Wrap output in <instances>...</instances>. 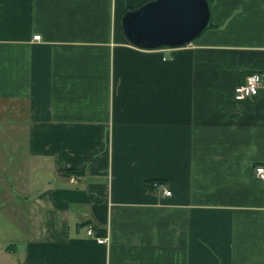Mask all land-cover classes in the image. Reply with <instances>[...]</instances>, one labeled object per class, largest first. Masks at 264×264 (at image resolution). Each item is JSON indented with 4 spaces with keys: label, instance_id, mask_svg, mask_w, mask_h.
<instances>
[{
    "label": "crops",
    "instance_id": "0c3cea01",
    "mask_svg": "<svg viewBox=\"0 0 264 264\" xmlns=\"http://www.w3.org/2000/svg\"><path fill=\"white\" fill-rule=\"evenodd\" d=\"M146 1L0 0V120L39 166L5 195L22 264H264V0H209L208 30L155 49L121 28Z\"/></svg>",
    "mask_w": 264,
    "mask_h": 264
},
{
    "label": "water",
    "instance_id": "95a60500",
    "mask_svg": "<svg viewBox=\"0 0 264 264\" xmlns=\"http://www.w3.org/2000/svg\"><path fill=\"white\" fill-rule=\"evenodd\" d=\"M210 27L209 0H149L121 17L124 36L144 49L181 47Z\"/></svg>",
    "mask_w": 264,
    "mask_h": 264
},
{
    "label": "rangeland",
    "instance_id": "374dc122",
    "mask_svg": "<svg viewBox=\"0 0 264 264\" xmlns=\"http://www.w3.org/2000/svg\"><path fill=\"white\" fill-rule=\"evenodd\" d=\"M18 124H20L18 121L10 117L0 120V249L15 243L18 249V253L12 257H5V261H8L5 264H20V261L22 264L23 250L20 245L23 243V239L31 235L15 224V220L19 221L20 217L16 212H12L11 205L6 203L5 195L9 194L11 188L9 176L12 177L17 171H25L23 167L26 166L28 171L33 174L30 177L33 176L34 179L39 177V166L37 162L27 156L25 138ZM43 177L44 174L40 176V178ZM15 187L18 192H22L19 185L16 184ZM15 193L16 191H14ZM1 250L0 253L3 252Z\"/></svg>",
    "mask_w": 264,
    "mask_h": 264
},
{
    "label": "built area",
    "instance_id": "2783aa9c",
    "mask_svg": "<svg viewBox=\"0 0 264 264\" xmlns=\"http://www.w3.org/2000/svg\"><path fill=\"white\" fill-rule=\"evenodd\" d=\"M33 39L39 40V35H34ZM261 74L257 72L250 73L246 78L245 81L234 89V98L236 100H242L247 97L254 96L257 94L260 86H261ZM254 175L261 180H264V164L256 165L254 167ZM153 187L156 190L162 191L164 194L169 195L170 191L167 190L166 186L161 183H154ZM93 229L92 227H88L87 234L92 235ZM106 239H97L98 243H104Z\"/></svg>",
    "mask_w": 264,
    "mask_h": 264
},
{
    "label": "trees",
    "instance_id": "16d2710c",
    "mask_svg": "<svg viewBox=\"0 0 264 264\" xmlns=\"http://www.w3.org/2000/svg\"><path fill=\"white\" fill-rule=\"evenodd\" d=\"M161 47H166V46H161ZM82 173V171L81 170H75V169H68V170H64V172H63V174H65V175H70V174H81ZM161 183L160 181H148L147 183H146V188L147 189H152L153 188V185H154V183ZM13 245L14 244H8L7 246H6V249H13Z\"/></svg>",
    "mask_w": 264,
    "mask_h": 264
}]
</instances>
